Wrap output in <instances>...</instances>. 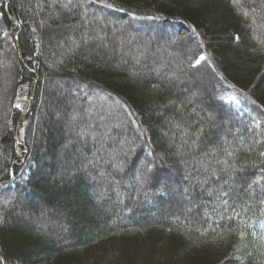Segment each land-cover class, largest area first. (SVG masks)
<instances>
[{
  "label": "trees",
  "instance_id": "1",
  "mask_svg": "<svg viewBox=\"0 0 264 264\" xmlns=\"http://www.w3.org/2000/svg\"><path fill=\"white\" fill-rule=\"evenodd\" d=\"M250 1L0 0V264H82L114 243L126 264L147 246L165 264H264V192L249 186L264 185V32L259 42ZM172 38L191 44L176 66L215 78L213 98L192 97L197 111L192 80L162 84L149 65L147 51ZM98 106L112 108L108 121L116 107L131 117L119 140L142 134L120 173L105 154L119 141L74 137L89 128L78 114ZM38 217L65 225L68 240Z\"/></svg>",
  "mask_w": 264,
  "mask_h": 264
},
{
  "label": "rangeland",
  "instance_id": "2",
  "mask_svg": "<svg viewBox=\"0 0 264 264\" xmlns=\"http://www.w3.org/2000/svg\"><path fill=\"white\" fill-rule=\"evenodd\" d=\"M237 3H242V0H236ZM241 1V2H240ZM250 2H257L260 7V10H262V12L259 11H255V22H254V33L257 36V40L260 42V34L262 33V31L264 32V0H251ZM251 14V13H250ZM249 13H246V15H250ZM259 33V34H258ZM259 37H258V35ZM171 38V37H170ZM143 44H142V50L145 51L146 53V49L148 47L151 46L152 42L154 41V39L151 37H146L143 38ZM132 44L133 41H132ZM139 45V44H138ZM191 45V44H190ZM189 44L186 45V43H178V41H176V38H172V40L170 41V39H165L162 40L161 42H158L156 44V48L153 49V51H147V54H152V56L155 57L157 64L154 63V61H149V65L152 66V71L154 73L157 74L158 77V82L160 83H167L168 82H173L172 85H176L174 87H180V89H184V87H181V85H185L183 81L187 80H192V81H188L187 84L185 85L187 88H185L186 90H188V99L190 100V102H192L193 106L196 107L195 110L197 111L198 106L197 104H194V99L192 97H195L197 95H207V96H212L213 90L217 87H215V78L212 77L209 73H207L206 70H202V71H198L197 73H194L193 75H189L188 73L185 72V70L182 68V66H176L177 64V60L180 61L182 60V56H187V55H191L190 50H188L187 48L190 46ZM129 46H133L131 44H129ZM139 47V46H138ZM128 49H123L119 52V55L122 58H129L127 56H129L130 54L127 53ZM193 51V50H192ZM191 51V52H192ZM187 52V53H186ZM141 57H145V56H138L136 58V60H134L137 66L139 65H144L141 60H143L144 58ZM200 57V56H199ZM160 63V66H158V64ZM180 63V62H179ZM174 66L172 69H169V66ZM164 67V68H163ZM170 70H173L172 75L169 74ZM172 72V71H171ZM161 74H163L164 76H160ZM186 78V80L184 79ZM169 85V84H168ZM178 91H180L177 88H174ZM184 92V90H182ZM214 97V96H213ZM211 97V98H213ZM17 103L21 105L20 109L25 110L26 105H27V93L25 90H23L22 92H20V94L18 95L17 98ZM107 104V103H106ZM78 106V105H77ZM107 106L111 107L110 104H107ZM200 107V106H199ZM201 108L203 110H219L218 106L214 105L213 109H210L207 106H201ZM206 108V109H205ZM112 109V108H111ZM111 109H107V108H101V107H94L91 108L89 111H81L83 113H79L78 114V118L77 120L81 121L82 119L86 121L87 126L89 128H87V130H84V127H79L77 128V130L74 132V137L76 138H81L83 140V142L86 145H95L94 144V140H117L119 141V146H116L114 148H112L113 150H110V152L106 153V156L108 157V161H107V165H110L113 170L115 172H121L123 171L124 167H125V160H128L132 153H133V143L134 141H137L138 139L142 138V134L140 133V131H136L133 128L129 129V131L125 134V136L121 137L120 140L118 138H116V136H113V130L115 131V129L120 128L119 126L123 125H129L130 122H132L131 117L128 116V114H120L118 113L119 109L118 107L115 108V110H117V113H115V116L111 119V121H108L107 118L108 116L110 117V112ZM79 111V110H78ZM234 116H231L228 118V121L230 123L234 122L233 120ZM97 126L95 130H92L91 128L93 126ZM86 129V128H85ZM97 130V132H95ZM144 131V130H143ZM238 132V131H237ZM144 137H147V132L144 131ZM71 134L73 135V132H71ZM166 135V134H165ZM115 137V138H114ZM88 139V142L86 141V139ZM74 142L76 143V141L74 140ZM87 142V143H86ZM146 160V159H145ZM144 162V161H142ZM82 163L84 164V162L82 161ZM206 163V162H205ZM66 163H64L63 165L65 166ZM68 164V163H67ZM99 164V163H98ZM139 165L141 166V163H139ZM207 165V163H206ZM98 166V165H96ZM191 175L193 174V172H190ZM188 176V175H187ZM143 179L144 176H142ZM186 177V176H185ZM148 178V177H147ZM130 180V179H129ZM140 181L141 178L135 176V179H132L131 181ZM167 180H164V183ZM256 184L259 186L260 190L262 192H264V185L260 184L259 182H253V184L250 186V189H254V186H256ZM129 191V190H128ZM128 193V192H127ZM168 193L171 194V196H176V198H180V200L176 203H173L172 205H174L172 207L173 212L175 214H182L183 212L181 211V208L184 206L183 202H182V198L183 196H179L177 193V190L175 187H171L168 190ZM129 195H127L128 197ZM124 202L122 201V199L120 197L116 196V199L114 200V205H116V207L118 208V206L122 205ZM182 204V205H181ZM181 205V206H180ZM118 211H120V209H118ZM136 210V214H137ZM129 215V214H128ZM138 215V214H137ZM117 220H120L119 217H116ZM37 224H39L41 227L44 228V226H51L52 227V233L54 234L55 238H59L60 240H68L67 237H62L61 234H63L64 232H66V227L65 225H56L55 223H53L49 218H40L38 217L36 220ZM121 249H122V245L121 243H114L110 246H108V248L104 249V250H100V251H96L94 253H92L88 259H86L82 264H126L125 261H123V257H122V253H121ZM156 250V249H154ZM135 251L133 253V257H134V264H165V262L167 261L165 257V252L161 253L163 251H150V248L147 247H143L142 249H138V250H133Z\"/></svg>",
  "mask_w": 264,
  "mask_h": 264
},
{
  "label": "snow or ice",
  "instance_id": "3",
  "mask_svg": "<svg viewBox=\"0 0 264 264\" xmlns=\"http://www.w3.org/2000/svg\"><path fill=\"white\" fill-rule=\"evenodd\" d=\"M3 6H4V7H7V4L4 3ZM107 6H108V7H112L113 5L109 4V5H107ZM120 10L123 11L124 9L121 8ZM204 59H205V56L201 55L198 59H196L195 63H196V64H199V63H200L202 60H204ZM233 99H234V98H233ZM15 107L19 109V108H21V105L17 103V104L15 105ZM20 131L23 132V131H24L23 128H21ZM148 155L151 156L152 153H148ZM229 155L231 156V153H229ZM261 155L264 156V153H261ZM141 170H142V172H143V176H144V178L147 179L148 174L152 171V164H151V163H146V162H141ZM262 172H264V170H262ZM249 186H251V185H249ZM225 195H226V194H225ZM223 202H224L225 204L227 203L226 200L223 201ZM237 215H239V214H237ZM241 235H243V233H241Z\"/></svg>",
  "mask_w": 264,
  "mask_h": 264
}]
</instances>
